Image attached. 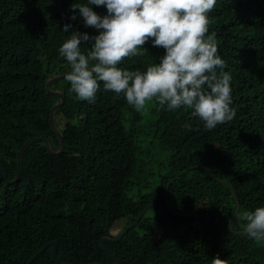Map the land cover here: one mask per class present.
I'll return each mask as SVG.
<instances>
[{
    "label": "trees",
    "instance_id": "1",
    "mask_svg": "<svg viewBox=\"0 0 264 264\" xmlns=\"http://www.w3.org/2000/svg\"><path fill=\"white\" fill-rule=\"evenodd\" d=\"M86 2L0 0V162L7 173L0 169V264H25L48 241L58 262L49 245L29 264H115L100 238L117 236L112 225L125 218L126 227L150 202L165 209L173 230L190 224L171 235L160 210L148 206L121 238L104 241L121 264H211L217 255L227 264H264V244L232 231L244 230V211L264 206V0H217L208 14L232 76V121L207 130L192 109L168 110L155 99L137 111L102 82L90 103L64 75L50 84L64 96L54 110L63 150L50 152L43 139L30 143L20 178L9 182L25 140L45 134L59 148L50 112L60 96L45 82L70 68L59 54L70 36L61 30L66 23L94 36L78 10L70 20L71 5ZM92 8L107 14L105 6ZM151 40L118 67L144 72L159 63L165 49ZM166 187L172 207L189 214L168 209Z\"/></svg>",
    "mask_w": 264,
    "mask_h": 264
},
{
    "label": "clouds",
    "instance_id": "2",
    "mask_svg": "<svg viewBox=\"0 0 264 264\" xmlns=\"http://www.w3.org/2000/svg\"><path fill=\"white\" fill-rule=\"evenodd\" d=\"M216 3L217 0H87L71 5L70 20L77 19L78 10L84 26L95 28L98 34L77 31L71 23L61 29L70 33L59 48L71 69L65 75L70 90L79 99L95 103L102 82L105 91L117 96L123 93L137 111L155 99L168 110L181 106L192 109V115L200 118L207 130L232 121V76L225 71L227 63L218 54L216 32L209 33L208 14ZM92 5L105 6L107 14H97ZM150 38L154 47L165 49L159 63L149 65L144 72L118 67L126 57L147 51L143 46ZM89 43L91 46L82 52L81 46ZM241 219L246 222L245 233L264 243V206L244 211ZM211 264L227 261L217 255Z\"/></svg>",
    "mask_w": 264,
    "mask_h": 264
},
{
    "label": "water",
    "instance_id": "3",
    "mask_svg": "<svg viewBox=\"0 0 264 264\" xmlns=\"http://www.w3.org/2000/svg\"><path fill=\"white\" fill-rule=\"evenodd\" d=\"M92 31H93L94 36L97 35V32H96V29H95V28H93ZM69 71H71L70 68H68L67 70H65V71L62 72L61 74L50 76V77L48 78V80L45 82V83H46V87H47V89H48L49 91H53L54 93H56L57 95L60 96V100H59L58 102H56V103L52 106V108H51V112H50V119H51V122H52L53 126H54V127L56 128V130H57V135H58V139H59V148H58L57 150H53V149L51 148V145H50V140H49V138H48L45 134H41V135H37V136H32V137L28 138L27 140H25V141L22 143V145L19 147L18 151H17V172H16V175H15V177H14L13 179H9V182H12V181L18 180V179L20 178L21 173H22L21 156H22V153L24 152L25 148H26L30 143H32V142H34V141H36V140L43 139V140L45 141V145H46L47 149H48L50 152H52V153H56V154H57V153H59V152H61V151L63 150V148H64V144H63V140H62V137H61V133H60V131L58 130V128L56 127V125H55V123H54V110H55V108H56L59 104H61V103L64 101V96H63V94H62V92H61L60 90L50 89V84H51L55 79L61 78V77H63L64 75H66V73H68ZM0 169H1V171L4 173V175L7 176L6 169H5L4 165H3L1 162H0ZM205 169H206V171H208V168H207V167H205ZM179 173H180V172H179ZM173 179H174V177H172V178L168 181V183H167L166 186H168L169 183H170ZM233 194H235V193H234V190H233ZM165 199H166V205H167L168 209H169L173 214H175V215H179V216H182V215H186V214H189V213H190L189 211H186V212H178V211H176V210L172 207V205H171V203H170V201H169V198H168V190H167V187H166V190H165ZM148 206H155V207H157V208L160 210V212L163 214V216L165 217V220H166V229L168 230V232H169L171 235H177V234H179V233H180V232H181V231H182L187 225L190 224V222H184V223H182L181 225H179L175 230H173L172 225H171V221H170V219H169V217H168L167 212L165 211V209H164L162 206H160V205H158V204H156V203H153V202L147 203V204H146V205H145V206L139 211V213H138V215L135 217V219H134L132 222H130L126 227H124L122 230H120V232H119V234H118L117 236H106V235H105V236H102V237L100 238V244L103 246V248H104V250L106 251V253H107L110 257H112V258L115 260V264H121V263H120V260H119L116 256L112 255V254L109 252V250L107 249V247H106L105 244H104V241H114V240H118L119 238H121V237L124 235V233H126V231H127L129 228L135 226V225L138 223V221L140 220V218L142 217L143 213L145 212V210H146V208H147ZM239 206H240V204H239V202L237 201L236 209H235V211H234V213H233V215H232V217L230 218L229 223H228V226L230 225L229 228H231V229H232V223H233V220L235 219V217H236L237 214H238ZM195 213H196V212H195ZM196 214H197V213H196ZM197 222H199V217H197L196 223H197ZM232 231H233L234 233H245L244 230H233V229H232ZM245 234H246V233H245ZM263 244H264V243H263ZM49 245L52 246V249H51V257H52V259H53L55 262H58V259H57L56 255H55L56 243H55L54 241H48V242H45L37 252H35L32 256H30V257L28 258V260L26 261L25 264H29L34 258H36V257H37V256H38V255H39V254H40V253H41V252H42L47 246H49ZM89 264H102V263L91 262V263H89Z\"/></svg>",
    "mask_w": 264,
    "mask_h": 264
},
{
    "label": "rangeland",
    "instance_id": "4",
    "mask_svg": "<svg viewBox=\"0 0 264 264\" xmlns=\"http://www.w3.org/2000/svg\"><path fill=\"white\" fill-rule=\"evenodd\" d=\"M124 224H125V218L116 221L111 227V233L116 234L119 230L123 228Z\"/></svg>",
    "mask_w": 264,
    "mask_h": 264
}]
</instances>
